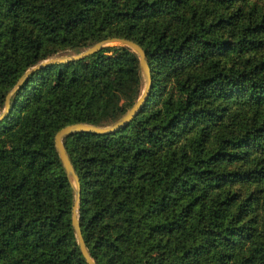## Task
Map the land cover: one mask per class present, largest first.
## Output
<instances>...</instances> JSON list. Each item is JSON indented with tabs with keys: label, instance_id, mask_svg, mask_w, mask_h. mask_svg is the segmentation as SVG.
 Segmentation results:
<instances>
[{
	"label": "trees",
	"instance_id": "obj_1",
	"mask_svg": "<svg viewBox=\"0 0 264 264\" xmlns=\"http://www.w3.org/2000/svg\"><path fill=\"white\" fill-rule=\"evenodd\" d=\"M150 89L107 133L62 143L95 264H264V0H0V111L24 69L106 36ZM143 85L121 44L45 64L0 120V264H87L53 144L111 123Z\"/></svg>",
	"mask_w": 264,
	"mask_h": 264
},
{
	"label": "water",
	"instance_id": "obj_2",
	"mask_svg": "<svg viewBox=\"0 0 264 264\" xmlns=\"http://www.w3.org/2000/svg\"><path fill=\"white\" fill-rule=\"evenodd\" d=\"M111 44H121V45L129 47L132 51L135 52L137 56V60H138V67L143 77V85L140 90V93L138 94L136 99L133 101V103L111 123H108L105 125H97V124H93L89 122L75 121V122L62 125L53 134V144L57 152V156L60 160V163L64 169V172L69 180V183L73 191V202L71 206L70 222L74 230L76 242L80 250V253L85 259L87 264H95V262L87 250V247L81 235V231H80V227H79V223L77 219V208L79 205V189H80L79 180L68 158L65 147L62 143V137L68 133L75 132V131H89V132H95V133L112 132L124 126L125 124H127L138 113V111L140 110V108L142 107L144 101L146 100L148 96L149 89H150V82H151L150 71H149V67H148V64L145 58L144 50L136 41L132 39L122 37V36L111 35V36H106L104 38L96 40L92 44L84 47L83 49L77 52H73L69 54L67 53L56 54V55H51L46 58H43L37 61L36 63H34L33 65L24 69L23 72H21V74L15 80L14 84L5 93L4 100H3V107L0 111V120H1L8 112L9 99H10L11 94L18 88L21 82L33 70L45 64H48V63H59V62H66L70 60L80 59V58H83L89 54H92L98 51L99 49H101L102 47L106 45H111Z\"/></svg>",
	"mask_w": 264,
	"mask_h": 264
},
{
	"label": "rangeland",
	"instance_id": "obj_3",
	"mask_svg": "<svg viewBox=\"0 0 264 264\" xmlns=\"http://www.w3.org/2000/svg\"><path fill=\"white\" fill-rule=\"evenodd\" d=\"M67 54H69V53H67Z\"/></svg>",
	"mask_w": 264,
	"mask_h": 264
}]
</instances>
